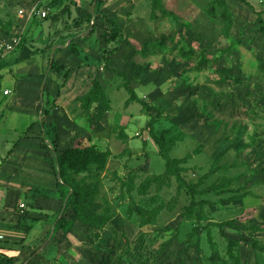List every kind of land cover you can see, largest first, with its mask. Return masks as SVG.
<instances>
[{"label":"rangeland","instance_id":"1","mask_svg":"<svg viewBox=\"0 0 264 264\" xmlns=\"http://www.w3.org/2000/svg\"><path fill=\"white\" fill-rule=\"evenodd\" d=\"M53 1L0 0L3 21H10L12 31L26 38V46L12 53L8 62L44 49L47 57L50 53L69 71L67 79L51 71L44 84L41 55L0 70V207H4L0 209V264H7L9 257L10 264H103L112 241L122 233L134 254L141 241L143 253L169 241L156 264H233L227 239L264 246V37L256 15L241 0H226L232 26L224 35L223 9L214 0H158L176 20L163 17L155 0H100L101 11L121 29L107 43L111 35L91 14L92 0H59L51 7ZM244 1L260 11L264 22V0ZM31 9L45 12V18L30 16ZM76 20L82 21L80 26H75ZM113 48L110 68L123 73L136 95L161 111L159 116L137 101H128L123 78L104 70L102 51ZM42 70L40 77L34 76ZM94 76L110 111L90 130L81 102ZM4 89L10 91L7 96L2 94ZM151 118H155L156 135L164 132L165 138L179 139L170 148L171 158L190 155L181 165L185 181L201 180L198 191L216 187V193L194 199L206 201L201 225L212 224L217 261L211 259L204 230L199 232V251L189 246L196 217L180 220L191 199L187 191L177 194L174 177L160 191L151 181L164 172V162L148 134ZM55 138L57 153L95 145L110 154L99 174L96 201L99 212L108 217L99 229L90 231L76 223L65 234L52 230L60 214L66 218L72 214L66 209L67 189L59 192L44 160L46 145ZM84 177L92 180L86 173L75 176ZM148 181L141 193V185ZM174 198L172 209L153 215L155 207ZM228 221L233 226H213ZM167 227L170 230L164 231ZM233 255L239 264H264V252L244 242L233 247Z\"/></svg>","mask_w":264,"mask_h":264},{"label":"trees","instance_id":"2","mask_svg":"<svg viewBox=\"0 0 264 264\" xmlns=\"http://www.w3.org/2000/svg\"><path fill=\"white\" fill-rule=\"evenodd\" d=\"M59 0H54L52 6L58 5ZM241 2L256 15V22L259 23L260 32L264 37V22L260 16V11H255L252 5H250L247 1L241 0ZM91 4L94 5L93 12L91 14H96L101 25L105 28L107 32L111 35L109 39L105 41L111 42L115 40L121 33V29L118 23L106 17L104 13L101 11V2L100 0H92ZM158 5V8L163 17H171L173 19H177L175 15L171 14L160 4L158 0L154 1V6ZM214 4L222 8V17L225 21L226 27L223 31L224 35H227L231 26H232V15L229 12L226 4V0H214ZM65 11V10H64ZM69 15V11H67ZM89 14L90 18L92 15ZM153 14H151L152 16ZM211 18H214L213 7L211 9ZM82 23L81 20L75 21V26H80ZM39 26V30H40ZM12 31V24L10 21H3L0 16V32L8 35ZM91 35V31L88 36ZM26 46V38L23 37L21 44L18 48L20 50L22 47ZM71 52L75 55L78 53L75 46H70ZM116 52V49H104L102 51V60L104 62V70L107 72H114L116 75L121 76L123 78V89L129 96L128 101H137L145 107L149 111H155L156 116H159L161 111L157 108L150 107V105L140 99L134 89L131 87L130 80L120 72L115 71L110 68L109 57ZM44 49H36L32 51L29 55L23 56L17 59L13 63H5V61L0 62V70L11 66L12 64H18L29 58L44 54ZM203 59V58H202ZM201 59V60H202ZM200 60V61H201ZM54 71L56 74H60L64 79H67L69 76V71L62 64L58 63L54 57L50 55L47 57L46 64V72L44 74V84L47 82L50 76V72ZM225 71H221L224 73ZM225 80H230V77L225 76ZM81 108L84 110L87 115L88 128L93 130L99 125L105 117V114L110 111V102L105 94L103 87L100 85L96 76L90 82V88L88 92L82 97ZM37 110H41V105L39 103ZM154 122L155 118H151L147 124L148 134L154 141L155 145L158 148V155L164 162V172L162 175L153 177L151 181L156 183V190L160 191L161 185L166 182L169 184L170 178L174 177L177 183V194L182 190L187 191L190 195V202L188 206L184 208V212L180 216V220L190 221L196 217L195 227L190 232V240L192 241L193 248L199 251V240H200V230H204L206 233L207 241L211 248V259L219 260L218 249L216 243L212 240L211 228L212 224H208L205 226L201 225V222L205 220V216L203 215V204L206 201H195V196L200 195H208L210 193H216V187L211 185L210 187L198 191L197 188L201 185V180H198L195 183H187L185 179L182 177V173L184 169L182 168V164H184L190 155H187L185 158L176 159L171 158L169 156L170 148L172 147L175 140L173 138H165V133L161 132L159 135L154 133ZM40 126L44 128L45 124L43 119H40ZM124 139H126V135L123 133L122 135ZM58 139H53L49 145H46L47 156L45 157V161L50 167L54 177L56 187L59 189V192H63V189H67L68 195H64L68 201V206L66 209L71 210L72 214L66 218L64 215L60 214L53 224V231L57 233V231L61 234H65L72 230L76 223L84 225L89 228L90 231L99 229L102 227L107 221L108 217L106 214H101L99 211L101 206L97 203L96 197L99 194L100 190V178L99 174H101L106 167L107 160L109 158V152L107 150H100L95 145H88L84 147L72 146L63 150L62 152L57 153L56 151V143ZM145 146V141L142 143ZM16 146V144L14 145ZM48 146V149H47ZM199 150L196 149L194 154H196ZM80 173H86V176L91 175V181L87 182L85 177L82 179H76L75 176ZM204 175L202 178H205ZM150 181L143 183L140 187L141 193L147 189ZM139 188V190H140ZM35 197V196H33ZM236 198V197H235ZM239 198V197H238ZM172 203L164 205L163 203L159 204L153 210V215L157 214L160 210L172 209L176 204V199L174 198ZM213 226H218L222 228L224 226H233L231 221L219 223L217 225L213 224ZM179 225H175L174 230L177 231ZM170 227L164 229V231H169ZM255 230H260V227H251ZM141 241V240H140ZM246 243L249 247L254 250H258L260 252H264V246H257L255 243H247V241L236 239H227V254L229 260L233 264H239V260L236 256L233 255V247H237L240 243ZM109 253L104 256L103 264H156V262L161 258L166 248L169 246V241L162 243L160 247L150 253H143V242L139 243V250L137 253H131L129 249V244L127 239L124 237V234H121V237L118 240H113L111 243ZM120 251V254L117 255V252ZM116 256V257H115ZM12 261L11 258L7 260V264H10ZM28 264V263H26ZM227 264V263H223Z\"/></svg>","mask_w":264,"mask_h":264},{"label":"built area","instance_id":"3","mask_svg":"<svg viewBox=\"0 0 264 264\" xmlns=\"http://www.w3.org/2000/svg\"><path fill=\"white\" fill-rule=\"evenodd\" d=\"M19 15L23 14V10L18 11ZM36 14L39 18H45L46 13L45 12H37L35 13V9H31L29 12V15ZM23 39V35L21 32L14 33L11 31L8 35H5L0 32V62L7 59L12 53H14L16 50H18L21 41ZM4 95H8L9 91L4 90Z\"/></svg>","mask_w":264,"mask_h":264},{"label":"crops","instance_id":"4","mask_svg":"<svg viewBox=\"0 0 264 264\" xmlns=\"http://www.w3.org/2000/svg\"><path fill=\"white\" fill-rule=\"evenodd\" d=\"M36 56H38V55H36ZM36 56H33V57L29 58L28 60H25V61H23V62H21V63H18V64H12L11 66H8V67L5 68V69H8V70H9V69H12V68H16V66H19V65H21V64H23V65H24V64H27V62H29L30 60H34V58H35ZM41 58H42V60L44 59L43 61H45V62H44V65H43V67H44L43 70L45 71V70H46L45 67H46V64H47V55H46V54H42V55H41ZM10 59H11V55H10L7 59L4 60L5 63H7ZM1 62H3V61H1ZM43 70L40 71V73L38 72L37 75H36V73H35L34 76H39V77H40L41 74H43V73H42ZM31 72H32V71L30 70L28 73H31ZM19 73H20L19 75L22 74L21 71H19ZM39 77H38V78H39ZM52 77H53V75H52ZM29 79L34 80L35 82L38 80V79L33 78V77H31V78H29ZM40 80H41V79H40ZM38 81H39V80H38ZM35 85H36V84H35ZM4 90H5V89H4ZM9 92H10V91H9ZM2 94H3V92H2ZM3 96H7V95H4V94H3ZM44 160H45V157H44ZM45 162H46V161H45ZM46 163H47V162H46ZM49 168H50V167H49ZM52 174H53V173H52ZM55 185H56V184H55ZM17 195H19V193H17ZM13 197H14V196H13ZM12 200H13V199H12ZM12 200H11V202H12ZM11 202H9L8 205H9ZM8 205H7V206H8ZM7 206H6V207H7ZM1 208H4V207H0V209H1ZM9 258H12V257H9Z\"/></svg>","mask_w":264,"mask_h":264}]
</instances>
